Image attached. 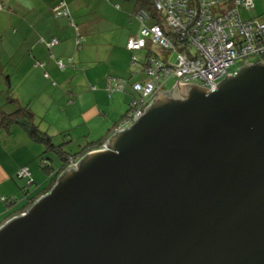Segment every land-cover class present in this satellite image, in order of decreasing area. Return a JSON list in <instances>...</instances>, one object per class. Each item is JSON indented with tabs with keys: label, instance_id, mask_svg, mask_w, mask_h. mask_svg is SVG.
<instances>
[{
	"label": "water",
	"instance_id": "water-1",
	"mask_svg": "<svg viewBox=\"0 0 264 264\" xmlns=\"http://www.w3.org/2000/svg\"><path fill=\"white\" fill-rule=\"evenodd\" d=\"M0 227V264H264V62L178 80Z\"/></svg>",
	"mask_w": 264,
	"mask_h": 264
},
{
	"label": "crops",
	"instance_id": "crops-1",
	"mask_svg": "<svg viewBox=\"0 0 264 264\" xmlns=\"http://www.w3.org/2000/svg\"><path fill=\"white\" fill-rule=\"evenodd\" d=\"M65 1L70 18L56 17L52 11L59 0H0V106L7 112L29 106L54 139L69 134L79 144L104 142L136 98L132 84L146 79L141 74L133 81L132 72L139 70L135 64L143 66L151 47L135 52L127 48L143 26L140 6L137 0ZM241 18L264 22V0L241 11ZM149 20L146 24L151 26ZM54 38L58 43L49 47ZM110 76L130 80L124 92L110 95ZM9 84L11 99L6 93ZM53 106L57 126L49 118ZM42 149L21 127L11 133L0 130V214L5 212L1 197L22 194L21 167L28 165L35 181L41 182L36 159Z\"/></svg>",
	"mask_w": 264,
	"mask_h": 264
},
{
	"label": "built area",
	"instance_id": "built-area-1",
	"mask_svg": "<svg viewBox=\"0 0 264 264\" xmlns=\"http://www.w3.org/2000/svg\"><path fill=\"white\" fill-rule=\"evenodd\" d=\"M255 1L156 0V8L163 15L167 31L162 24L148 26L146 12L138 13L143 26L139 35L129 40L128 48L140 50L151 38L153 44L171 52L168 51L170 53L165 61L156 57L147 58L149 65L144 70L147 82L133 84L140 97L134 100L132 105L135 109L125 115L116 132L137 122L151 104L150 99L161 92V82L173 75L180 82L198 83L214 90L228 74H234L247 64L264 62V22L243 20L240 13L241 8L253 9ZM61 8L63 5L56 8L58 15ZM55 42L57 40L52 43ZM173 53L177 57L175 61H170ZM254 59L258 61L254 62ZM134 61L137 62L136 56ZM235 66L239 68L233 71ZM129 82L127 78L110 77L106 89L110 94L123 92ZM78 162L72 161L71 165ZM19 173L29 176L31 172L25 167Z\"/></svg>",
	"mask_w": 264,
	"mask_h": 264
},
{
	"label": "trees",
	"instance_id": "trees-1",
	"mask_svg": "<svg viewBox=\"0 0 264 264\" xmlns=\"http://www.w3.org/2000/svg\"><path fill=\"white\" fill-rule=\"evenodd\" d=\"M137 1L139 3V6H140L139 13L141 11H145L146 14L148 15V18L152 19L153 24L151 26H154L156 24H160V25L162 24V27L167 31L168 28L165 25V22L163 20V15L156 8V0H137ZM62 5H63V8L60 9L61 14L58 15L56 8L60 7ZM1 8H2V6H1ZM52 11L56 15V17H69L71 15L70 10L68 8V4L65 0H59V2L53 6ZM71 22H72V18H71ZM148 39H147V45H146V47H144L147 49L149 47H151V49H148L147 58L156 57L162 61L167 60L169 53L171 51L168 50V51H170V52H168L167 49L161 47L160 45L153 44ZM53 40H57V42L52 43ZM58 41H59L58 38H54L50 42H48V46L52 47L54 44H57ZM78 44L81 45L80 39H79ZM155 46L158 48H155ZM127 48H128V43H127ZM144 48H142V49H144ZM159 49L160 50L162 49V50L159 51ZM133 52H135V51H133ZM147 58L143 62L144 70H145V66L149 65L146 61ZM170 61H173V60L170 58ZM253 61L255 62V59ZM58 65L63 66V67L65 66V64L62 61H58ZM237 68H239V67L235 66L233 68V71H235ZM110 77H112V76H110ZM145 77H146V74H145ZM146 79L144 81H138V82L145 83V81L147 82ZM164 82H161V84H162L160 86L161 91L163 90ZM135 83H137V82H135ZM135 83H133V84H135ZM133 84H132V88H133ZM133 91L136 94V96H134L136 98L134 99V97H133V99L136 100L140 97V95L134 90V88H133ZM6 93L9 94L10 99H11L12 98V86L10 84L8 85V88L6 89ZM110 95H113V94H110ZM152 100H153V97L150 99L149 103ZM132 109H135L134 105L129 107L128 111L126 112V115L128 113H130L132 111ZM14 127L23 128L29 134V136L32 138L33 141L40 143L45 147V150L42 154L43 156H41V162H42L41 163V169H42L43 173L45 174V179L41 182H36L34 177H33V174L30 173V175L27 178L28 181L25 182V184L18 183V186L20 187V190L22 192V194L20 196H7V197L4 196V197H1L2 201L5 204V212L0 214V227L3 226L7 221L11 220L12 218L19 216V215L25 213L26 211H28V209L39 198H41L42 196L47 194L53 188V186L56 184L60 175L63 172H65L71 166L72 161H76V160L80 161L89 152L99 150L100 148L104 147V145H105L104 143L106 141L105 140L104 142L98 141L96 143L94 142V143L85 144L77 152H72L69 150L66 151L64 147L66 145L71 144V142H72L70 135L69 134H62L64 136V138H66V139H63L61 144L57 143L52 135H50L49 133H47V131H45L41 128V125L39 124V122H37L36 113L29 106L17 107L15 109V111H13V112H7L3 109L2 106H0V130L11 133ZM116 131H117V129L115 130V132ZM110 137L111 136H109V138ZM44 153H48V154L53 153L56 156V160L55 161L50 160L49 158H47L45 156ZM19 176H21V175H19ZM18 182H20V181L18 180Z\"/></svg>",
	"mask_w": 264,
	"mask_h": 264
},
{
	"label": "rangeland",
	"instance_id": "rangeland-1",
	"mask_svg": "<svg viewBox=\"0 0 264 264\" xmlns=\"http://www.w3.org/2000/svg\"><path fill=\"white\" fill-rule=\"evenodd\" d=\"M244 10H246V11H250L251 9H245V8H241V10H240V13H241V11H244ZM149 24H152L153 22L152 21H147ZM142 25V24H141ZM148 40H150V41H153L151 38H149ZM155 48H158V47H156L155 46ZM162 50V49H161ZM160 49H159V51H161ZM194 50H196V48H194ZM143 55V54H142ZM176 57H177V54H174L173 53V56L171 57V59L173 60V61H175V59H176ZM255 62H257V60L255 59ZM135 65H138V68H139V70H136V71H133L132 72V75L134 76V78H133V81H137V80H139L140 79V77H141V74H144V76H145V71H144V64H143V66L141 65V64H139V63H137V64H135ZM138 71V72H137ZM144 72V73H143ZM135 73H138L137 75H135ZM114 77H116V76H114ZM119 78V77H118ZM177 81H178V77L176 76V75H173L172 77H170L169 79H167L165 82H164V85H163V90L162 91H169V90H171L176 84H177ZM0 88H2V86H0ZM132 103H134V101H132L131 103H130V107L132 106ZM54 106H57V104H55ZM54 106H53V108H52V110L50 111V114H49V118L51 119V122L53 123V125L54 126H57V124H58V113H55L54 112ZM128 107H126V109H127ZM45 111H46V109H45ZM47 120V119H46ZM47 121H49V120H47ZM43 126H45V127H47L48 125L47 124H45V125H43ZM116 130V129H115ZM116 133V132H115ZM60 137H61V139L63 140V139H66V138H64V136L61 134L60 135ZM60 137H59V135L55 138L56 139V142L57 143H59V144H61V142H62V140L60 139ZM108 140H109V138L105 141V143H107L108 142ZM104 143V144H105ZM85 144H79L78 142H74V140H72V142H71V144H69V145H66L64 148H65V150L66 151H72V152H77V151H79L81 148H82V146H84ZM43 151H41L42 153L40 154V156L38 157L37 156V159H36V161H37V165H38V169H39V172L41 173V176L39 177V181H43L44 179H45V174L43 173V171H42V169H41V156H43L42 154H43V152H44V150H45V147L43 146V149H42ZM45 154V156L47 157V158H49L50 160H53V161H55L56 160V156L53 154V153H51V154H48V153H44ZM82 160V159H81ZM80 160V161H81ZM76 161H78V160H76ZM79 161V162H80ZM74 166V165H73ZM72 165L69 167V168H71V167H73ZM25 167H28L29 169H30V167L28 166V165H25V166H23V167H21L20 168V170H19V172L23 169V168H25ZM18 172V178H19V181H20V183L21 184H25V182H27L28 181V176H19L20 175V173ZM21 178V179H20ZM21 191V190H20Z\"/></svg>",
	"mask_w": 264,
	"mask_h": 264
},
{
	"label": "clouds",
	"instance_id": "clouds-1",
	"mask_svg": "<svg viewBox=\"0 0 264 264\" xmlns=\"http://www.w3.org/2000/svg\"><path fill=\"white\" fill-rule=\"evenodd\" d=\"M162 92V91H161Z\"/></svg>",
	"mask_w": 264,
	"mask_h": 264
}]
</instances>
